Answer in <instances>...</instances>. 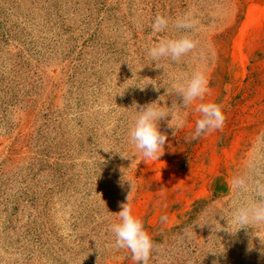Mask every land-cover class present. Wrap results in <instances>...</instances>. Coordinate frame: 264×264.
Here are the masks:
<instances>
[{
	"label": "rangeland",
	"instance_id": "rangeland-1",
	"mask_svg": "<svg viewBox=\"0 0 264 264\" xmlns=\"http://www.w3.org/2000/svg\"><path fill=\"white\" fill-rule=\"evenodd\" d=\"M185 15L198 47L157 68L147 49L181 35ZM196 71L226 121L191 140L201 101L180 108L172 85ZM154 102L189 115L175 134L171 116L158 122L164 151L146 159L128 131ZM253 163L264 170V0H0V264H135L109 228L131 191L122 171L133 214L161 239L149 264H264V228L230 219L252 197L232 178Z\"/></svg>",
	"mask_w": 264,
	"mask_h": 264
},
{
	"label": "clouds",
	"instance_id": "clouds-1",
	"mask_svg": "<svg viewBox=\"0 0 264 264\" xmlns=\"http://www.w3.org/2000/svg\"><path fill=\"white\" fill-rule=\"evenodd\" d=\"M168 25L169 18L158 14L152 23V29L155 33H161L167 29ZM174 27L183 30L182 34L176 38H161L147 49V55L156 62L157 68L161 67L159 62L162 59L167 58L172 62H179L182 57L198 47L199 41L192 35L195 21L190 16L178 17ZM208 83L205 73L196 71L182 85L177 86L175 83L172 85L174 91L182 97L180 108L187 109L194 102L201 101L195 109L200 117L195 121L191 140L221 130L225 125L226 115L222 105L216 102H203L204 97L210 91ZM153 85L156 90H159V87ZM139 88L143 90L145 87ZM132 108H137L135 102ZM136 113L128 131V140L146 159H159L164 151L167 135L161 133L158 122L171 116L169 126L174 129L175 134L177 130L186 126L189 115L187 111L180 112L175 103L168 108L156 102L141 107L139 111L136 110ZM249 169L250 174L233 177L231 181L232 187L238 193H252L250 199L239 204L231 212L230 219L234 225L238 226L237 230L248 227L264 228V170L255 163L250 164ZM122 172L124 174L120 182L121 184L128 182L131 185V191L126 197L127 202L120 204L121 211L115 214L119 222L109 225L115 237L114 246L128 249L135 264H149L156 245L152 236L146 231L143 220L133 214L134 182L124 171ZM167 220V215L160 217L162 224ZM213 264L216 262L214 261Z\"/></svg>",
	"mask_w": 264,
	"mask_h": 264
},
{
	"label": "trees",
	"instance_id": "trees-1",
	"mask_svg": "<svg viewBox=\"0 0 264 264\" xmlns=\"http://www.w3.org/2000/svg\"><path fill=\"white\" fill-rule=\"evenodd\" d=\"M209 200H199L193 205V209L191 212H189V217L186 221H184L181 225L176 226L173 229V235L177 237L178 235H182L186 232L189 225L196 219V217L205 210V208L208 206ZM157 242H161V239H157L155 241V244Z\"/></svg>",
	"mask_w": 264,
	"mask_h": 264
}]
</instances>
